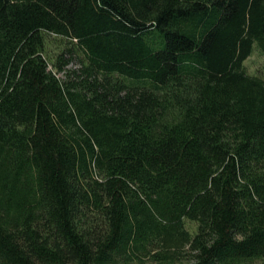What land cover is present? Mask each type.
Instances as JSON below:
<instances>
[{
    "label": "trees",
    "instance_id": "16d2710c",
    "mask_svg": "<svg viewBox=\"0 0 264 264\" xmlns=\"http://www.w3.org/2000/svg\"><path fill=\"white\" fill-rule=\"evenodd\" d=\"M254 49L264 0H0V264H264Z\"/></svg>",
    "mask_w": 264,
    "mask_h": 264
},
{
    "label": "rangeland",
    "instance_id": "374dc122",
    "mask_svg": "<svg viewBox=\"0 0 264 264\" xmlns=\"http://www.w3.org/2000/svg\"><path fill=\"white\" fill-rule=\"evenodd\" d=\"M76 67V64L72 62L65 67V70L75 69ZM244 68L246 72L250 75L261 73L264 70V57L260 54L258 50L254 49L251 55L245 60ZM57 77L59 79H64V72H57Z\"/></svg>",
    "mask_w": 264,
    "mask_h": 264
}]
</instances>
